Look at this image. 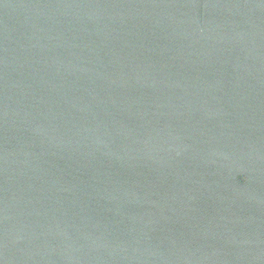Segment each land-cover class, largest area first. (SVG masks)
<instances>
[{"label":"water","instance_id":"water-1","mask_svg":"<svg viewBox=\"0 0 264 264\" xmlns=\"http://www.w3.org/2000/svg\"><path fill=\"white\" fill-rule=\"evenodd\" d=\"M0 264H264V0H0Z\"/></svg>","mask_w":264,"mask_h":264}]
</instances>
